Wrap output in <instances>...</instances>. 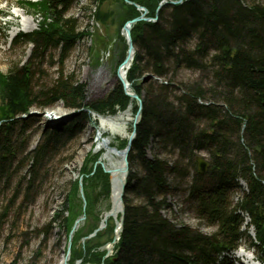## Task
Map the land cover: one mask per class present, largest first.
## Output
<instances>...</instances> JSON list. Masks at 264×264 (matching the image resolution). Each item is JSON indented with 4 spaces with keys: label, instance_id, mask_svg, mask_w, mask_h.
<instances>
[{
    "label": "trees",
    "instance_id": "16d2710c",
    "mask_svg": "<svg viewBox=\"0 0 264 264\" xmlns=\"http://www.w3.org/2000/svg\"><path fill=\"white\" fill-rule=\"evenodd\" d=\"M80 1L84 0H25L41 21L37 31L20 34L15 44L33 45L32 56L23 67L17 65L8 74L0 72V193L18 171L28 169L24 206L37 195L36 183L48 162L80 138L93 115H114L132 103L135 113L139 112L138 102L126 95L121 84L104 99L87 103L85 86L65 74L64 64L71 53L91 37L89 30H81L78 22L68 17ZM87 1L98 8L103 4V0ZM129 1L146 8L148 18H157L156 23L134 26L136 56L127 75L140 98L141 77L151 74L155 80H151L129 158L130 168L136 161L142 174L130 173L126 195L134 192L141 203L133 205L124 198V228L113 258L103 261L105 253L99 251L100 246L87 249L86 254L80 252L76 248L82 239L79 231L72 242V258L81 259L82 264H214L220 253L237 246L242 214L250 217L264 252V0H186L161 10L162 2L179 0ZM123 5L126 21L142 15L135 6ZM193 42L194 48H190ZM57 51L59 59L51 62L59 66L57 80L51 87L35 88L37 72ZM182 68L207 73L211 88L205 89L201 83L177 85L174 78L161 82L173 69L175 74ZM180 88L184 93L176 96ZM207 101L212 104L200 103ZM59 102L75 116L68 123L45 128L37 148L25 155L37 117H23L34 108L44 111ZM154 140L166 153L177 152L189 168L181 171L180 164L170 166L164 160L148 159L146 152ZM201 152L210 157L206 174L197 170L196 156ZM97 161L96 156L88 159L82 172L85 210L83 203H78L77 180L70 186L62 211L55 214L52 225L60 227L67 239L81 216H91L99 200L109 198V175L101 167L93 174ZM189 169L194 171L189 197L198 220L217 228L213 235L179 227L163 215L168 209V176L184 178ZM240 181L246 183L248 192L235 202L236 193L242 190ZM5 216L0 218V230Z\"/></svg>",
    "mask_w": 264,
    "mask_h": 264
},
{
    "label": "rangeland",
    "instance_id": "374dc122",
    "mask_svg": "<svg viewBox=\"0 0 264 264\" xmlns=\"http://www.w3.org/2000/svg\"><path fill=\"white\" fill-rule=\"evenodd\" d=\"M20 1L23 0H0V72L3 74H8L17 65L20 67L26 65L33 52V46L24 47L15 44L19 33L30 34L38 27L37 21L26 15V12L30 11L28 7H22L19 4ZM255 1L261 2V0ZM124 2L126 3L125 0H103V4L98 8L96 3L84 0L76 3L68 14L69 18L78 22L81 30H89L91 34V37L77 45L64 64L65 74L74 76L81 85L85 86L87 103L104 99L120 84L117 74L128 53L127 42L123 35L124 26L129 22L125 19ZM36 16L39 18V15ZM26 23L31 28L30 31L24 28L27 26ZM194 45L193 42L190 48H194ZM59 54L58 51L52 52L54 59L51 60L48 57L41 71L37 72L35 88L51 87L57 80L59 66H52L51 62L56 63ZM174 72L173 69L168 78L162 79L161 82L166 83L174 78L173 82L177 85L201 83L205 89L211 88V79L207 73L185 68L178 70L175 74ZM148 75L151 74L143 75L139 82V86L142 87L140 98L142 105L147 100V94L152 85L151 80H154H143ZM182 93H184L183 89L180 88L176 92V96H180ZM204 104L209 105L212 102L207 101ZM63 112L65 116L72 112L74 116L76 114L74 111L66 110L61 102L44 111L37 108L32 109V113L36 114L37 119L30 131L31 142L25 155L36 149L42 131L53 126L50 123L49 115L53 119H59L62 116L55 115ZM136 116L133 103L125 111L118 110L114 115H93V122L86 126L80 138L62 150L60 156L48 162L46 172L41 174L39 182L36 183L37 195L25 206L23 201L27 182L30 179L28 169L16 173L11 185L0 193V218L6 213L2 219L0 230V264H64V258L69 250L70 256L66 264H82L81 259L74 260L72 258V242L77 231L81 233L82 237L76 244V248L81 250L80 252L86 254L87 249L100 246L99 251L105 253L103 261L113 258V254L106 258L108 247L113 242L117 228L113 219L106 223V229L100 232L96 238L85 240L95 232H91V234V229L95 227L97 230L101 226L104 213L112 208L111 185L109 198H101L91 216L86 213L78 219L85 218L75 230L72 240H70L71 234L67 239L66 233L57 225H52V222L55 214L62 211L71 184L78 180L83 186L82 172L88 159L94 156L98 157L93 174L98 167H101L104 173L105 169L108 170L109 162L105 161L106 150L100 149L102 144L108 142L112 150L119 152L126 148L133 132ZM200 154L209 162L210 157L206 152ZM146 156L150 160L167 161L170 166L180 164L179 170L181 171L189 168L187 161L181 162L177 152L166 153L156 140L152 141ZM72 157V161L68 163V159ZM131 172L137 176L142 174V169L136 161L131 164L129 175ZM193 172L189 169L184 178L175 175L168 176L170 188L167 198L168 209L163 215L179 227L185 225L210 236L217 232V228L210 227L198 220L194 202L189 197ZM18 187L20 195L16 200L15 195ZM134 187L135 182L131 185L132 189ZM82 191L83 187L80 186L81 201L78 203L79 206L83 203L84 211L86 198ZM242 191H238L235 195V202L242 196ZM126 197L128 202L133 205L141 203L134 192L125 194L124 198ZM69 243L71 244L70 249Z\"/></svg>",
    "mask_w": 264,
    "mask_h": 264
},
{
    "label": "water",
    "instance_id": "95a60500",
    "mask_svg": "<svg viewBox=\"0 0 264 264\" xmlns=\"http://www.w3.org/2000/svg\"><path fill=\"white\" fill-rule=\"evenodd\" d=\"M125 1L128 4L135 6L139 11L143 12V14L140 17L127 22L126 25L124 26L123 35H124L126 42H127L128 53H127V56L125 58V61L123 62V64L119 68L117 77H118L120 84L123 86V89H124L126 95L130 96L131 98H133L134 100H136L138 102L140 110H139V113L137 114V116L135 118V121L133 124V132L129 138L128 145H127L126 149L121 151V152L115 150L116 152H118V154H121L122 160H123L122 167L119 170V173L121 175V179L119 180V185H121V187L119 188V192H118V197H119L118 201L120 203L121 209L120 210L115 209L114 205H112L110 212L108 211V212L104 213V214H106L107 218H105L102 221L101 226H99L98 229L91 236H89L88 238L85 239V240H87V239L96 238L100 232L105 230L107 227L105 221H107L108 218H111L115 221L116 227L119 224V231L115 233V237L113 239V242L108 247V250H107L108 253H107L106 258H108L109 255L113 254L114 249H116L117 245L120 242L121 234H122L123 228H124L125 212H126L124 197L126 194V190L128 188V179H129V171H130L129 158H130V154L132 152L134 141H135L136 136H137V126L139 124L140 112L143 109L142 100L139 98V96L136 93H134L132 91V85L129 84L127 81V73L130 70L132 62L134 61V57L136 55V48L134 46L133 39H132V30H133L134 26L137 25L138 23H142V22L156 23L157 22V18L155 20L147 18L148 11L145 8H143L137 4L131 3L128 0H125ZM185 1L186 0H179L176 2H172V3H168L167 1H164L163 3H161L159 10L163 9L168 4L182 5ZM124 67L127 70H126L125 76L123 78L121 75V69ZM151 78H153V76L149 75L147 78H145V80L151 79ZM73 116H74V113L72 112L64 118L54 119L53 123L68 122V121L73 119ZM196 164H197L198 172L201 174H205L208 171V169L210 168V164L202 156H198L196 158ZM105 173L109 174V176H110L111 198H112L113 197V189H114V183H113L114 173L112 171L106 170V169H105ZM80 186L82 188V184ZM118 219H119V221H118ZM84 220H85V218H82V219L77 221V223H76L75 227L73 228V231L70 235V240H72L73 234L75 233V230L78 228V225ZM70 246H71V244L69 243V249H70ZM69 256H70V250L68 251L66 257L64 258V264H66V262L68 261Z\"/></svg>",
    "mask_w": 264,
    "mask_h": 264
},
{
    "label": "bare ground",
    "instance_id": "6f19581e",
    "mask_svg": "<svg viewBox=\"0 0 264 264\" xmlns=\"http://www.w3.org/2000/svg\"><path fill=\"white\" fill-rule=\"evenodd\" d=\"M158 17V15H157ZM27 24V23H26ZM24 28L27 31H30L31 28L29 27V25L27 24V26H24ZM126 68H122L121 69V75L124 78L125 76V72H126ZM149 76V75H148ZM143 80H145V78H143ZM55 116H62L60 118H64L66 116H68V114H66V116L63 113H59L58 115ZM64 116V117H63ZM57 118V117H56ZM59 118V119H60ZM110 144L108 142H104L102 144V146L100 147L101 150H106V155H105V161L109 162V166L107 167L108 170H111L114 173V177H113V183H114V189H113V197H112V204L114 205L115 209L120 210V203L118 201V192H119V188L121 187V185H119V180L121 179V175L119 173L120 168L122 167L123 164V160H122V156L121 154H118L116 151L112 150L110 148ZM78 159V158H77ZM104 160V159H103ZM75 166V164H74ZM110 212V211H109ZM107 218L106 214L103 215V220ZM111 218H108L107 221H105V223L109 222ZM119 221V219H118ZM119 231V224L116 228V232Z\"/></svg>",
    "mask_w": 264,
    "mask_h": 264
}]
</instances>
